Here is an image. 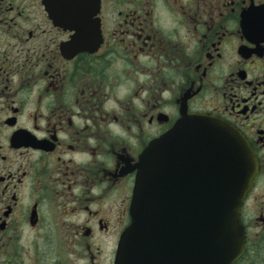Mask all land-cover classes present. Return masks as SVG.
<instances>
[{"label": "flooded vegetation", "instance_id": "flooded-vegetation-1", "mask_svg": "<svg viewBox=\"0 0 264 264\" xmlns=\"http://www.w3.org/2000/svg\"><path fill=\"white\" fill-rule=\"evenodd\" d=\"M0 0V264H115L151 142L182 111L258 162L240 209L264 264V0Z\"/></svg>", "mask_w": 264, "mask_h": 264}, {"label": "water", "instance_id": "water-1", "mask_svg": "<svg viewBox=\"0 0 264 264\" xmlns=\"http://www.w3.org/2000/svg\"><path fill=\"white\" fill-rule=\"evenodd\" d=\"M99 0H85L94 6ZM130 225L115 264H233L240 209L258 162L244 135L208 114H189L149 144L135 166Z\"/></svg>", "mask_w": 264, "mask_h": 264}]
</instances>
